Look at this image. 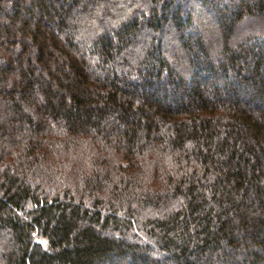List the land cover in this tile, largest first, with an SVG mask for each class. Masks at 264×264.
Instances as JSON below:
<instances>
[{"label":"trees","instance_id":"16d2710c","mask_svg":"<svg viewBox=\"0 0 264 264\" xmlns=\"http://www.w3.org/2000/svg\"><path fill=\"white\" fill-rule=\"evenodd\" d=\"M0 264H264V0H0Z\"/></svg>","mask_w":264,"mask_h":264}]
</instances>
